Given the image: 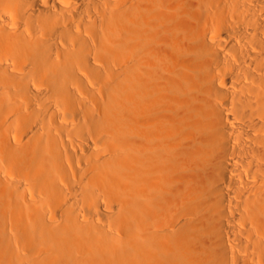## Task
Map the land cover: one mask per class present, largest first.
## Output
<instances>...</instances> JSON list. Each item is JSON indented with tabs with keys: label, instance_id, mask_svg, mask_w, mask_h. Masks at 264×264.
<instances>
[{
	"label": "bare ground",
	"instance_id": "obj_1",
	"mask_svg": "<svg viewBox=\"0 0 264 264\" xmlns=\"http://www.w3.org/2000/svg\"><path fill=\"white\" fill-rule=\"evenodd\" d=\"M0 264H264V0H0Z\"/></svg>",
	"mask_w": 264,
	"mask_h": 264
}]
</instances>
